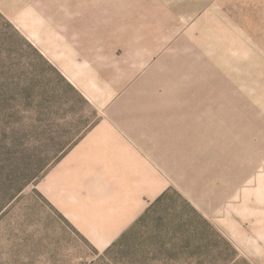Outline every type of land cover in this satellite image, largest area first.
Here are the masks:
<instances>
[{
    "label": "rangeland",
    "instance_id": "1",
    "mask_svg": "<svg viewBox=\"0 0 264 264\" xmlns=\"http://www.w3.org/2000/svg\"><path fill=\"white\" fill-rule=\"evenodd\" d=\"M170 4L169 44L119 99L174 118L190 177L112 250L42 190L102 114L0 11V264H264V0Z\"/></svg>",
    "mask_w": 264,
    "mask_h": 264
},
{
    "label": "crops",
    "instance_id": "2",
    "mask_svg": "<svg viewBox=\"0 0 264 264\" xmlns=\"http://www.w3.org/2000/svg\"><path fill=\"white\" fill-rule=\"evenodd\" d=\"M160 1L0 0V11L102 114L42 184L101 249L190 177L179 152L191 145L177 141L174 118L137 113L133 102L119 99L150 76L169 44L161 14L175 12V0H163L164 10Z\"/></svg>",
    "mask_w": 264,
    "mask_h": 264
},
{
    "label": "trees",
    "instance_id": "3",
    "mask_svg": "<svg viewBox=\"0 0 264 264\" xmlns=\"http://www.w3.org/2000/svg\"><path fill=\"white\" fill-rule=\"evenodd\" d=\"M169 190H167L166 192H164L156 202H154L153 204L150 205V207L146 210V212L144 213V215L142 217H140L138 220H136L133 225L127 230L125 231L114 243L113 245L110 247V250L114 249V248H119L121 247V245H125L129 239H131L135 234L136 229L140 226V224L144 221V219L147 217V215L152 211V209L154 208V206H156V204H158L164 197H166L168 195Z\"/></svg>",
    "mask_w": 264,
    "mask_h": 264
}]
</instances>
